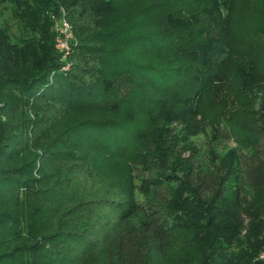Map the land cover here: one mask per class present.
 <instances>
[{"label":"trees","instance_id":"trees-1","mask_svg":"<svg viewBox=\"0 0 264 264\" xmlns=\"http://www.w3.org/2000/svg\"><path fill=\"white\" fill-rule=\"evenodd\" d=\"M198 1L196 11L185 15L178 14L179 4H146L148 12L156 13L152 30L144 25L143 31L123 39L124 46H110L108 43L117 42L130 29L126 21L95 30L115 12L116 0H0V6L10 5V16L19 28V35L12 42L9 26L0 27V104L14 103L24 108L23 117L18 116L21 122L9 133L0 117V264H37L39 251L45 250L52 264H68V258L74 262V257H85L102 247L103 239L99 241L97 235L106 230L111 218L115 229L104 237L102 248L109 257L107 264H146L154 245L165 250L175 238L180 216H176L174 195L181 180L167 162L171 154L168 150L165 154L161 147L144 145L148 138L136 132L134 113H122L121 102L113 95L118 84L124 85L128 94L135 89L142 95L140 84L157 91L154 97L144 99L150 107L146 110L148 119L160 123L156 139L159 143L171 141L177 127L186 136L199 132L205 91L212 90L217 100L224 93L225 81L220 72L228 63L231 44L225 14L230 2ZM60 15L65 17L74 37L65 60L54 47L52 23ZM160 23L165 28L163 32L158 30ZM133 43L136 49L146 51L144 55L151 56L139 54L145 59H137L131 50ZM164 50L176 60L158 64L149 59L156 55L160 59L159 53ZM238 72L242 86L264 84V71H259L251 59ZM51 105L58 108L56 121L46 112ZM29 113L32 119H28ZM115 115L117 119L107 118ZM243 129V145L250 154L238 172L229 167L216 168L208 182V175L199 168L183 182L191 187L188 192L197 197L213 191V200L220 199L224 182H239L230 198L241 205H233L232 213L223 216L231 231L219 236L220 247L226 253L221 254L222 262L214 264H225L224 256L231 262L228 264H264V258L257 259L264 246V214L245 207L246 198L258 199L264 188V108L257 122ZM32 144L44 146L32 155ZM88 155L100 158L93 163ZM59 163H69L67 170L71 167L75 172L93 169L85 173L86 177L93 178L92 173H97L107 179L109 186L103 196L113 192L117 199L104 197L96 205L112 216L97 215L96 210L85 207V202H77L59 216L62 220L66 213L74 215L75 220L64 226L68 229L39 237V245L35 241L12 246L35 239L36 230L41 227L40 217L46 213L42 203L56 207L61 198L67 201L80 188L76 176L68 177L67 170H58ZM52 177L57 180L50 187L40 188L42 179ZM206 200L210 199H201L211 205ZM208 209L203 207L199 212L198 208V214ZM135 215H141L143 222L126 229ZM60 220L57 226L62 225Z\"/></svg>","mask_w":264,"mask_h":264},{"label":"rangeland","instance_id":"rangeland-1","mask_svg":"<svg viewBox=\"0 0 264 264\" xmlns=\"http://www.w3.org/2000/svg\"><path fill=\"white\" fill-rule=\"evenodd\" d=\"M228 1L230 2V9L225 12V14L228 17L227 29L231 51L229 53L227 65L220 72L225 81V89L221 99L218 100L215 99V93H213L212 90L207 89L205 91L198 118L199 132L196 135L186 136L181 128L177 127L174 130L175 136L171 141L165 144L159 143L156 139L159 136L157 133L160 123L159 121L154 123L150 122L146 114V110H150V107L147 106V100L144 99L145 96L151 97L152 95V97H154L157 95V91L147 84H140L142 95L137 93L135 89L130 91L129 94L128 92L126 93L127 88L122 84H118L114 91L115 94L113 98L119 99L121 102L122 108L120 111L123 113L131 110L136 120V132L140 135L144 134V136L148 138L144 145L149 148L161 147L160 150L165 154L168 153V150L171 156L167 162L171 170L174 171L181 180L179 182V187H175L174 195L176 216H180V219L177 221L178 225L175 238H173L165 250H161L154 245L148 254L146 264H214L216 261L222 262L223 258L221 259V254H225L226 250H222L220 247L219 236L229 234L231 231L229 223H227L223 216L229 212L230 214L232 213L233 205L236 204V208L241 205L236 199L234 201L233 197L230 198V194L235 193L239 185V182L236 184L231 179L223 183V191L219 200L212 199L213 191L204 193L203 197L198 194L202 200L209 198L210 200L206 201H211V205H209L210 203H208V205L204 202L202 203L197 195L188 192L191 187L189 185H184L185 178H191L199 168L203 170L204 174L208 175V182H210L216 168L221 170L223 167L224 170L229 167L230 171H234V173L238 172L241 163L250 154L249 149L243 145V127L257 122L264 108V84L262 82L258 84L247 83V85L242 86V79L238 72V69L244 66L250 59L255 62L259 71H264V0ZM116 2L118 3L115 12L103 22L104 26H98L95 30L99 29V27H101V29L111 28L118 22L123 23L126 21L130 29L122 33L117 42L108 43L110 46H124L122 44L126 42H123V39L130 34L136 33L138 30L143 31L142 26L144 25L145 29H149L148 31L152 30V22H155L153 17L156 13L148 12L146 4L148 6L154 3L166 5L167 2H170V5L179 4L178 14L182 15L196 11L197 6L200 4L198 0H116ZM9 7L10 5L8 3H4L0 6V27L9 26L10 39L14 42L19 35V28L10 16ZM60 19L65 20L69 26L65 17L60 15L54 20V24L52 23V29H54L55 26L57 27V21H60ZM157 27L158 30H162V32L163 30L165 31L163 24L160 23ZM209 30L213 35H216L214 29L211 28ZM70 33L71 37L68 40V46H70L72 42L74 43L71 29ZM160 38L161 37L157 40H160ZM131 46V50L135 57L137 59L141 57L142 59L143 56L139 54H143L146 51L136 49L134 43L133 45L131 44ZM150 49L152 48H148V51ZM56 51L58 53L57 49ZM165 51L166 50L161 53H159V51L156 52L162 56L160 59L156 57L157 55L149 59H151V61H156L158 64L161 62L171 63L176 60V58L173 59V56H170V54ZM144 56H151V54L147 53ZM143 59H145V57ZM9 92V94H14L13 92L11 93V91ZM23 109L16 106L14 103L8 106L0 104L1 122L7 124L6 127L9 128V130L14 128V125L17 126V123L22 120V118L18 116L23 117L22 114L24 113L21 114ZM57 109L55 105L46 109L47 114L49 113L53 117L55 116L54 121L58 118L56 116ZM30 114L31 113L27 115L28 119L33 118V115ZM221 115L223 116L221 117ZM77 116L79 117L80 115L75 114L74 117ZM118 116L121 115L119 114ZM109 117L112 119L118 118L116 115L112 117L108 116L107 118ZM58 130H56V132ZM9 132H11V130L6 133ZM43 146L44 144L33 145L34 148H30L31 154H37L38 150H41ZM29 156L32 157L31 155ZM88 157V160H93V163L97 160L95 158H100L98 155H94V157L88 155ZM7 162V164L11 165V161L8 160ZM45 165L46 164L43 162L42 166ZM67 166H69V163H59L58 170L65 171L67 170ZM74 169L75 168L71 167L68 168L67 175L68 177L76 176L81 182L80 188L76 190L74 194L72 193L69 195L67 201L61 198L60 203L57 204L56 207L52 203H42V206H44L43 210L46 213H43L42 217H40L39 225L41 227L36 230V234L34 235L35 239L33 241H18L13 243L12 246L28 245L35 241L37 242L36 245H39L40 243L42 244L41 239L37 240L39 237L68 229L67 227L64 228V226L71 220H75L74 215L66 213L62 220H60L59 216L63 211L75 206L77 202L79 204L85 202L84 205L88 204L85 207H91L92 211L96 210L98 212L97 215L104 214V216H112V213H108L107 209L103 207L97 208L96 205V201L102 200L104 197L113 200L117 199V196H114L113 192H109L107 196H103L104 190L109 186L107 179L97 176V173H92L94 176H92L93 178L86 177L85 173L91 172L93 169H81V171L78 172H75ZM38 171L41 172V170ZM42 172H46V170L43 169ZM42 172L40 174H42ZM223 173L224 172H222L219 177L223 176ZM55 180H57L56 177L42 179L39 183L41 186L40 188L50 187L51 183L55 182ZM108 191L110 190L108 189ZM239 197H241V195H239ZM238 199L239 201L241 200L240 198ZM142 200L144 202V199ZM246 201L248 205L245 207L254 208L256 212L262 215L264 214V188L259 192L258 199L248 196ZM197 202L201 203L196 205ZM223 202L226 203L225 207H223ZM203 207L209 209L203 211L202 214H198ZM198 208H200V211ZM53 210L56 211L52 212ZM58 220H60L59 223L62 224L61 226H57ZM112 220L111 218L109 225L105 228L106 230H101L99 236L97 235L99 241L103 239L104 243L102 247H99L91 254H87L85 257L79 259L74 257V262H71L68 258V264H107V259L109 257L102 248H105L106 243L104 237L115 229V224H112ZM143 220L144 218L141 215H135L128 221L125 228L131 229L143 222ZM102 231H104V233ZM46 246V248L50 247V245ZM230 249L229 247V251ZM113 250L115 249L113 248ZM233 250L236 251L235 247ZM45 251L43 252L46 254ZM43 252L39 251L37 264H52L49 258L50 255H45ZM73 252L68 254L69 257H72ZM261 253L264 254V246ZM261 253L258 255V260L264 258V255L260 258ZM224 260L225 264L230 262L225 256ZM249 261L255 262L256 259H250Z\"/></svg>","mask_w":264,"mask_h":264},{"label":"built area","instance_id":"built-area-1","mask_svg":"<svg viewBox=\"0 0 264 264\" xmlns=\"http://www.w3.org/2000/svg\"><path fill=\"white\" fill-rule=\"evenodd\" d=\"M59 21V20H58ZM57 21V27L55 26L54 31L56 33V37L54 40V47L58 50V53H60L61 59L65 60V58L68 56L70 52V47L68 46V40L71 37L70 28L65 22V20ZM264 254L261 253L260 258Z\"/></svg>","mask_w":264,"mask_h":264}]
</instances>
